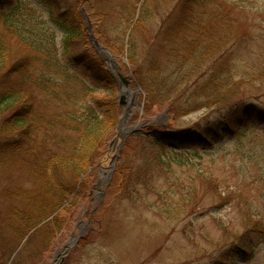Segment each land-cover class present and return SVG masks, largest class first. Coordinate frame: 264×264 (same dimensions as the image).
Here are the masks:
<instances>
[{
  "label": "rangeland",
  "instance_id": "obj_1",
  "mask_svg": "<svg viewBox=\"0 0 264 264\" xmlns=\"http://www.w3.org/2000/svg\"><path fill=\"white\" fill-rule=\"evenodd\" d=\"M32 1L43 11V6L57 2H81L90 50L100 58L84 14L91 34L115 62L111 68L103 61L118 79L114 98L120 103L122 90L133 95H126L125 105L119 104L117 129L89 189L91 198L83 199L81 189L74 207L65 206L52 243H47L51 235L30 234L18 244L6 228L8 207L32 189L33 180L29 167H0V258L15 251L12 258L17 259L9 264H264V233L251 231L259 221L264 232V146L255 147L258 139L264 142V0H216L231 10L224 24L209 7L198 12L196 0H113L121 8L112 22L102 20V15L91 20L86 12V6H101L107 0ZM124 6H136L138 19L143 13L144 19L128 26ZM184 13L194 23L183 22ZM200 14L206 18L201 20ZM189 25L198 34L206 33L215 50L208 53L204 44L195 60L181 63L179 58L189 54L171 36ZM156 74L163 98L147 99L139 78L154 84ZM214 76L216 85L230 88L228 96L204 105L198 96L215 91L214 85L208 86ZM25 89L35 97L32 104L40 118H49L51 96ZM104 96L97 93L98 98ZM193 99L203 103L197 111L177 113ZM6 119L0 117V131L9 127ZM180 131L196 135L181 140L178 147L166 143L176 154L161 152L153 144L163 133ZM19 133L24 139L32 135L23 142L29 156L51 152V131L43 130L40 136L36 130ZM200 133L212 134V143L199 142ZM117 168H124V184L109 190Z\"/></svg>",
  "mask_w": 264,
  "mask_h": 264
},
{
  "label": "trees",
  "instance_id": "obj_2",
  "mask_svg": "<svg viewBox=\"0 0 264 264\" xmlns=\"http://www.w3.org/2000/svg\"><path fill=\"white\" fill-rule=\"evenodd\" d=\"M80 3L68 6L57 2V6H43V11L32 0H0V117L5 116V124L9 125L0 131V167L7 170L29 167L33 180L32 189L23 191L24 194L18 195L17 200L8 207L6 228L13 232L18 244L24 242L30 234L31 238L40 235L47 238L51 235L47 243H52L57 234L59 215L67 212L65 206L74 207L72 203L81 194V189L83 199L91 198L89 189L93 188L97 180V170L104 158L105 147L117 129L121 108L114 95L118 79L95 54V50H90ZM115 4L113 0H107L101 6L100 3L98 6H86V12L91 20H97L96 15H102V20L112 22L113 15L121 8ZM194 5L198 12H204L207 7L214 10V17L221 19L222 24L229 19L231 10L222 8L223 4L216 0H196ZM123 9L127 12L128 26L135 19H144V13L138 19L136 6H124ZM186 15L184 13L183 17ZM198 18L204 20L206 16L200 14ZM183 22L194 23L192 16ZM138 28L137 25L133 33ZM192 28L190 25L184 29L179 27L171 36L172 41L177 46H184L189 54L179 58L181 63L195 60L196 52L204 44L203 48H207L208 53L215 50L213 43L205 38L206 33L198 34ZM59 33L62 34L61 43ZM217 43L215 40L214 44ZM155 78L158 79L157 74ZM217 79L212 77L208 84L214 85V92L210 94L206 90L198 96L199 100H204V105L228 96L226 91L230 88L216 85ZM153 81L139 78L147 99L154 96L163 98L161 81L158 79L154 84ZM25 88H34L37 92L51 96L48 103L51 108L49 118H40L39 109L32 104L35 97L28 94ZM100 92L107 96L98 98L97 93ZM196 101L188 100L186 106L177 108V113L185 116L197 111L203 103L199 105ZM261 115L264 121V111ZM25 130H36L39 136L43 130L51 131V152L43 157L38 154L31 157L25 153L23 142L32 137L28 133L25 135L27 139H24V134L19 132ZM195 135L193 131L163 133L159 142L153 144L161 152L164 149L176 154L177 150L168 145L178 147L181 140L187 142L195 138ZM204 135L198 134L197 140L211 144L212 134ZM263 146V141L258 139L255 142V147ZM158 162L161 166L166 165L165 161ZM116 171L109 190L124 184L120 181L124 168H117ZM255 223L251 231L264 233L258 228L261 222ZM15 253L6 252L5 257L0 258V264H9ZM9 256L10 259L5 261Z\"/></svg>",
  "mask_w": 264,
  "mask_h": 264
},
{
  "label": "water",
  "instance_id": "obj_3",
  "mask_svg": "<svg viewBox=\"0 0 264 264\" xmlns=\"http://www.w3.org/2000/svg\"><path fill=\"white\" fill-rule=\"evenodd\" d=\"M84 13V12H83ZM85 18H86V20H87V22H88V32H89V34H90V37H91V40H92V42H93V44H94V47L96 48V50H97V52H98V54L100 55V58L103 60V61H105V62H107L108 63V65L112 68L113 67V65L115 64V62L111 59V53H110V51L109 50H107L105 47H103L95 38H94V36L91 34V27H90V25H89V19H88V17L85 15ZM114 68V67H113ZM121 78H122V80H123V82H124V84L125 85H129V83L124 79V77L123 76H121ZM121 92V99H120V105H125V101H126V94H125V92H123V90L122 91H120Z\"/></svg>",
  "mask_w": 264,
  "mask_h": 264
},
{
  "label": "bare ground",
  "instance_id": "obj_4",
  "mask_svg": "<svg viewBox=\"0 0 264 264\" xmlns=\"http://www.w3.org/2000/svg\"><path fill=\"white\" fill-rule=\"evenodd\" d=\"M123 92H125V94L126 95H129V96H132L133 95V93L129 92L128 90H125ZM72 244H74V241L72 243H70V245L68 246V248L71 247Z\"/></svg>",
  "mask_w": 264,
  "mask_h": 264
}]
</instances>
